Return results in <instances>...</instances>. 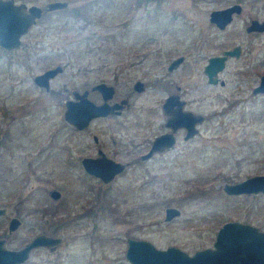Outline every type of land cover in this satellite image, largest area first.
Masks as SVG:
<instances>
[{
	"label": "rangeland",
	"instance_id": "obj_1",
	"mask_svg": "<svg viewBox=\"0 0 264 264\" xmlns=\"http://www.w3.org/2000/svg\"><path fill=\"white\" fill-rule=\"evenodd\" d=\"M233 2L242 9L224 28L210 20L212 9ZM252 18L264 20V0H68L39 18L19 47L0 46V237L12 248L37 233L62 237L56 250L34 249L21 264H131L128 236L192 253L212 246L227 220L264 229V193L223 189L264 173V93L251 92L264 72V31H246ZM237 43L243 57H228L223 83L208 82V57ZM179 55L184 60L168 70ZM58 63L50 90L33 82ZM101 80L116 85L113 99L128 96L130 107L76 129L64 119L65 100ZM174 91L205 115L197 135L133 160L108 182L85 171L81 158L97 154L94 134L116 159L144 151L141 142L160 130L162 102ZM90 98L101 101L95 92ZM169 205L180 213L166 220ZM12 216L21 222L9 231Z\"/></svg>",
	"mask_w": 264,
	"mask_h": 264
},
{
	"label": "water",
	"instance_id": "obj_2",
	"mask_svg": "<svg viewBox=\"0 0 264 264\" xmlns=\"http://www.w3.org/2000/svg\"><path fill=\"white\" fill-rule=\"evenodd\" d=\"M67 1L54 0L45 5L46 9L65 7ZM241 4L238 2L229 4L226 7L215 8L210 12V20L218 27L224 28L233 18V13L241 11ZM42 7L37 4L27 5L16 3L14 0H0V46L5 50H11L21 45L22 36L36 22L41 15ZM247 31H264V20L252 18L246 26ZM240 47L226 48L219 54L210 55L204 65V72L207 74L208 82L223 83L219 77L226 64L228 57L237 55ZM184 59V55L173 58L168 69L177 67ZM62 64L58 63L49 66L33 75V82L50 90L51 79L62 71ZM137 91L144 89V82L137 79L134 82ZM90 89H97L103 95L102 102L92 100L88 93ZM115 91V85L106 81H98L90 88L73 90L72 97L65 100L64 119L78 129L88 127L93 117L104 116L115 112V108L122 107L127 103L126 98L120 102L109 103ZM254 93L264 92V74L260 82L253 88ZM167 115L166 125L174 129L184 126L187 129L186 138L198 133L196 124L202 122L205 115L191 109L183 108V100L178 99V94L167 96L163 103ZM120 111V110H118ZM175 142L171 132L158 134L152 140L150 149L142 154V158H148L156 151H163L172 146ZM81 163L86 172L94 175L104 182H108L121 172L125 163L108 157L103 152L98 156L84 155ZM223 189L229 194L251 193L264 191V173H256L238 181L224 182ZM53 198L60 195V191L52 188L49 191ZM6 207L0 206V215L5 214ZM180 213L176 206H166L164 218L171 219ZM21 220L12 216L9 220V230L18 227ZM61 241L58 235L39 233L20 247L12 248L5 245V239L0 237V264H21L29 255L32 247L39 245H51L52 249ZM125 256L131 264H264V229L259 226L238 220L225 221L217 230L213 245L196 249L192 253L177 246L168 245L164 248L157 247L152 241L141 237H127Z\"/></svg>",
	"mask_w": 264,
	"mask_h": 264
},
{
	"label": "flooded vegetation",
	"instance_id": "obj_3",
	"mask_svg": "<svg viewBox=\"0 0 264 264\" xmlns=\"http://www.w3.org/2000/svg\"><path fill=\"white\" fill-rule=\"evenodd\" d=\"M50 1H54V0H49V1H46L43 5H40V4H37V3H27L26 1H24V0H14V2H16V3H26L27 5H30V4H37V5H39L40 7H42V12H41V15L39 16V17H37L36 18V21H38V19L39 18H41L46 12H50V11H53V10H58V9H65L66 7H67V5H68V0H65V1H67V4H66V6L65 7H59V8H54V9H46L45 8V5L48 3V2H50ZM233 3H235V2H233ZM238 3H240V2H238ZM241 4V3H240ZM242 6V5H241ZM242 9V8H241ZM238 13V12H237ZM234 14H236V12L235 13H233V17H234ZM233 19V18H232ZM248 25V24H247ZM246 25V26H247ZM245 29H246V27H245ZM247 31V30H246ZM247 32H263V31H258V30H251V31H247ZM239 46L240 47V50H239V52L237 53V55H233L232 57H234V58H236V59H240L241 57H243V55L245 54V48H244V46H242V44H240V43H237V44H234L233 46H231V47H229V48H232V47H234V46ZM172 60V59H171ZM184 60V59H183ZM169 64V63H168ZM167 68H168V66H167ZM176 68V67H175ZM169 70V69H168ZM262 74H264V72L263 73H260L259 74V80H258V82L256 83V84H254L253 86H252V90H251V92H252V94L253 95H261V94H263L264 92H259V93H254L253 92V88L260 82V79H261V75ZM137 80V79H136ZM135 80V81H136ZM141 80V79H140ZM208 80V79H207ZM101 81H105V80H101ZM143 81V80H142ZM144 82V81H143ZM211 83V82H210ZM219 83H221V82H219ZM94 84V83H93ZM92 84V85H93ZM91 85V86H92ZM115 85V84H114ZM90 86V87H91ZM133 87H134V84H133ZM185 87H187L188 88V85H185ZM177 88L178 89H181L180 88V86L178 85L177 86ZM84 89V88H83ZM82 89V90H83ZM90 92H92V93H97V94H99L100 95V98H101V101H96L95 99H92V100H94V101H96V102H102L103 101V95H102V93L99 91V90H97V89H90V91H89V93H88V96L90 97ZM115 92H116V85H115V91H114V94H113V96L111 97V98H109L108 99V101H109V103H115V102H120L122 99H124V98H126L127 100H128V105L126 106V104L127 103H123V106L122 107H117V108H115V112H113V113H109V114H107V115H104V116H96V117H110V116H120V115H122L123 114V112L126 110V109H128L129 107H130V105H131V101H130V98L128 97V96H124V97H121V98H119V99H113V97H114V95H115ZM73 93V92H72ZM171 94H178V99L179 100H183V108L184 109H191V110H193L192 108H189V107H187V101H186V99H185V97H183L182 95H181V93H180V91H174V92H171V93H169L167 96H169V95H171ZM167 96L165 97V99L167 98ZM69 98V97H68ZM165 99H164V101H165ZM164 101L162 102V109H163V113H164V120L163 121H161V122H159V126L161 127L160 128V130L158 131V132H156L154 135H153V137L151 138V140L149 139V141L147 140V142L146 143H143V141L141 142V146L142 145H145V144H147V146H146V148H145V150L144 151H141L136 157H132L130 160H128V161H122V160H120V159H116L114 156L112 157V156H110V155H108L107 153H106V151L103 149V144L101 143L100 144V138H99V136L97 135V134H94L93 135V139H94V141H95V143H97L98 144V146L96 147V150H97V154L96 155H91V156H98V155H100V153L101 152H103L104 154H106L108 157H111V158H113V159H115V160H118V161H121V162H124L125 163V167L127 166V165H129V164H131L132 162H133V160H136V159H138V158H141V159H144V158H142V154L143 153H145V152H147L149 149H150V147H151V144H152V140L154 139V137L156 136V135H158V134H161V133H164V132H171L173 135H174V138H175V142H174V144L172 145V146H170L169 148H166V149H164L163 151H156V152H154L153 154H156V153H163V152H165V151H167V150H169V149H171V148H173L177 143H179V141L180 140H185V141H188V140H190L191 138H193L195 135H197L198 133H199V131H198V133H196V134H194L192 137H189V138H186V134H187V129L184 127V126H178L177 128H173L172 126H170V125H166V119H167V115H166V113H165V111H164V108H163V103H164ZM118 110H120V111H118ZM193 111H195V112H199V111H196V110H193ZM93 118H95V117H93ZM92 118V119H93ZM91 119V120H92ZM72 125V124H71ZM75 127V126H74ZM196 127H198V124H196ZM76 128V127H75ZM199 128V127H198ZM76 129H78V128H76ZM110 138H111V140H112V143L113 144H117V139L115 138V136L113 135V134H110ZM184 146V145H183ZM152 154V155H153ZM125 167H124V169H125ZM123 169V170H124ZM122 170V171H123ZM120 173V172H119ZM119 173H117V174H119ZM116 174V175H117ZM264 193V191H258V192H251V193H244V194H263ZM241 194V193H240ZM11 218V217H10ZM10 220V219H9ZM224 223V222H223ZM222 223V224H223ZM8 224H9V222H8ZM221 224V225H222ZM220 225V226H221ZM219 226V227H220ZM258 226V225H257ZM261 228V227H260ZM9 229V228H8ZM218 230V229H217ZM9 231H11V230H9ZM217 232V231H216ZM42 233H44V232H42ZM37 234H39V233H37ZM46 234H49V233H46ZM36 235V234H35ZM34 235V236H35ZM49 235H54V234H49ZM216 235V234H215ZM33 236V237H34ZM59 236V235H58ZM61 237V236H60ZM32 238V237H31ZM30 238V239H31ZM29 239V240H30ZM29 240H27V241H29ZM26 241V242H27ZM61 241H62V237H61ZM60 241V242H61ZM25 242V243H26ZM59 242V243H60ZM59 243L55 246V248L54 249H52V246L51 245H39V246H35V247H32L31 249H30V251H29V255H28V257L25 259V260H27L29 257H30V254H31V251L32 250H34V249H37V248H42V247H46V248H48L49 250H51V251H54V250H56V248L59 246Z\"/></svg>",
	"mask_w": 264,
	"mask_h": 264
},
{
	"label": "trees",
	"instance_id": "obj_4",
	"mask_svg": "<svg viewBox=\"0 0 264 264\" xmlns=\"http://www.w3.org/2000/svg\"><path fill=\"white\" fill-rule=\"evenodd\" d=\"M139 1H141V0H139ZM144 1H148V0H144ZM77 12V11H76ZM75 16H78V13H75Z\"/></svg>",
	"mask_w": 264,
	"mask_h": 264
}]
</instances>
